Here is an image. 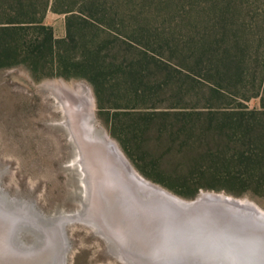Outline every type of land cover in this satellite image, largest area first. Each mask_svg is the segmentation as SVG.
Masks as SVG:
<instances>
[{
  "label": "rangeland",
  "instance_id": "374dc122",
  "mask_svg": "<svg viewBox=\"0 0 264 264\" xmlns=\"http://www.w3.org/2000/svg\"><path fill=\"white\" fill-rule=\"evenodd\" d=\"M118 2L115 12L120 13V18L125 17L126 24H131L133 17L140 20V25H136L145 30L148 39L138 43V47L155 57L152 62H159L158 66L152 64L150 73L165 81H161L162 89L151 85L148 86L150 92L148 90L146 97L139 100L130 97L118 102L107 98L101 103L86 80L51 78L38 82L26 66L0 70L1 186L11 196L35 203L38 210L49 215L79 209L77 191L80 183L67 168L68 162L74 159V149L64 131L55 125L60 114L47 88L49 82H64L82 88L90 95L93 102L90 109L96 123L146 180L187 201L205 193L224 194L251 201L264 211V185H232L223 180L211 181L203 175L204 166L209 164L204 156L208 147L223 148L231 139V130L220 133L218 125L235 126L242 118L254 125L255 130H264V106L260 99L247 100L241 88H220L213 79L201 74L194 68L191 51L196 34L213 23L209 22L213 18L212 11H220L227 4L231 5V11H226L222 18L231 30L230 36L235 38L238 31L255 35L257 29L264 41V0H134L133 5L128 3L130 0ZM46 23L54 27L57 37L66 35L64 14L49 11ZM260 24L263 27H259ZM121 27L118 24L113 32L124 43L129 40V34ZM161 36L167 42L160 41ZM251 39L255 43L254 36ZM165 43H171L174 51L171 53L167 48L161 55L160 47ZM248 67L250 71L255 70L251 63ZM215 89L221 93H216ZM180 118L194 126L182 138L171 132L172 125L180 123ZM139 125H143V131L136 132L134 127ZM187 135L192 136L190 142ZM95 159L98 165L102 164L99 173L102 192L112 201L111 204L103 202L97 210L98 221L125 255L138 264L159 257L158 254L169 250L170 246L174 248V244L161 247V234L168 232L176 237L190 222L199 229H223L238 233L246 240L264 243V235L260 234H264V226L243 224L224 207L193 211L182 209L164 198L152 199L142 191H136V196L130 187L138 184V180H130L117 170L106 155ZM207 186L221 190L207 189ZM196 187L201 188L194 198L179 193H189ZM240 191L244 192L238 195ZM17 222L16 217L0 208V264H25L31 255L18 245L30 246L38 239L28 231L15 235ZM67 228L68 264H126L112 252L108 239L97 234L91 226L76 223ZM51 236L49 251L53 249V257L59 260L65 247L64 240L58 232Z\"/></svg>",
  "mask_w": 264,
  "mask_h": 264
},
{
  "label": "trees",
  "instance_id": "16d2710c",
  "mask_svg": "<svg viewBox=\"0 0 264 264\" xmlns=\"http://www.w3.org/2000/svg\"><path fill=\"white\" fill-rule=\"evenodd\" d=\"M118 1L0 0V70L26 66L38 82L51 78L86 80L101 103L107 98L118 102L130 97L139 100L146 97L151 85L162 89L164 80L150 73L152 64L158 66L159 62H152L155 57L138 47V43L148 39L145 30L136 25H140V20H134L135 17L130 20L131 24H126L125 17L120 18V13L115 12ZM133 1L128 3L133 5ZM231 8L227 4L220 11H212L209 22L213 23L196 34L191 44L194 68L213 79L220 88H241L247 100L260 99L264 106L263 37L257 34V29L255 35L238 31L235 38L231 37L222 18ZM49 11L66 16L64 37H57L54 27L46 23ZM118 24L129 34V40L124 43L113 32ZM160 41L167 42L162 36ZM167 48L171 53L174 51L171 43H165L161 44L160 54H165ZM248 63L255 70L250 71ZM179 122L172 125L173 135L182 138L194 129L187 119L180 118ZM142 126L134 127L135 131L142 130ZM217 129L223 134L230 129L231 139L223 148L208 147L204 156L209 164L204 166L203 175L226 184L263 186L264 130H255L254 125L242 118L235 126L223 124ZM187 137L190 142L192 136ZM221 139L226 141L222 135ZM200 188L179 193L194 198ZM207 189L221 190L216 186H207Z\"/></svg>",
  "mask_w": 264,
  "mask_h": 264
},
{
  "label": "water",
  "instance_id": "95a60500",
  "mask_svg": "<svg viewBox=\"0 0 264 264\" xmlns=\"http://www.w3.org/2000/svg\"><path fill=\"white\" fill-rule=\"evenodd\" d=\"M49 92L53 96L54 106L60 114V118L55 125L64 131L67 141L74 149V159L68 162L67 168L73 171L80 183L77 191L80 207L72 213L49 215L44 211L38 210L35 203L22 201L17 196H11L0 184V208L18 220L14 231L15 235L22 231H28L33 232L38 238L30 246H24L22 243L18 245L24 252L31 255L24 263L68 264L67 227L68 225L82 223L86 226H91L97 234L107 238L112 252L124 260L126 264H138L128 258L120 246L109 237L105 228L98 221L97 215V210L103 202L111 204L112 201L110 198H106L101 189L103 184H101L99 179L101 178L100 167L102 164L99 163L100 165H98L96 159L93 160V158L106 155L117 170L131 178L133 170L129 160L124 155L121 156L116 150L114 141L96 123L95 114H86L83 117L74 116L67 110V107L62 106L61 101L56 98L51 90ZM88 126L91 130L86 129ZM103 196L105 199L102 198ZM203 197V195H200L193 201L179 198L175 199L173 203L182 209H196L202 203ZM115 202L118 201L116 200ZM224 208L232 216L235 214L233 217L238 221L246 224H258L259 222H256L257 218L255 216L243 217L240 212L237 213L235 210L230 211L228 208ZM187 226V229H184L179 234L180 236H177L213 237L220 241L219 246L209 248L200 243L199 240L180 242L177 239V242L173 243L174 248L170 246L169 250L161 251V254H158L159 257L142 264H264V243L246 240L238 233L223 229H199L194 222H190ZM238 228L241 229V227ZM54 232L59 233L60 239L62 238L65 244L59 260L53 257V249L49 251L51 249L49 240ZM260 234L264 235L262 232ZM177 236L176 238H179Z\"/></svg>",
  "mask_w": 264,
  "mask_h": 264
},
{
  "label": "bare ground",
  "instance_id": "6f19581e",
  "mask_svg": "<svg viewBox=\"0 0 264 264\" xmlns=\"http://www.w3.org/2000/svg\"><path fill=\"white\" fill-rule=\"evenodd\" d=\"M47 88L53 92V94L56 96V98L59 101H61L63 107L64 106L67 107V110H69V112L72 113V115L81 116V117L85 116L86 114L94 115V112L90 109L91 108L90 105H93V102H91V100H90V97H89L90 95L85 94L84 89L78 88V87H72V86H70L64 82H49V83H47ZM86 129L91 130V128L89 126ZM114 145L116 147V150L121 154V156H123L124 154L120 151L119 147L116 145L115 142H114ZM131 168L133 170V173H131L132 177L129 179L131 180L134 178V179L138 180V184H135V185L132 184L133 186L130 187V189H132L133 192L135 191L134 194L142 191V192L147 193V196L152 197V199L153 198L155 199V197H160V198H164L168 201H172V202H175V199H179V197H177V196L173 195L172 193L162 189L158 185H155L152 182L146 180L133 167H131ZM109 180L110 181L112 180L111 177H109ZM113 182H115L114 178H113ZM136 196H138V195L136 194ZM203 196L204 197H203L202 203H200V206H198L196 208L197 210L210 207L209 211H211L213 209L217 210L218 207H220V208L226 207L230 211L235 210L237 213L240 212L241 216H243V217H245V216L246 217H249V216L254 217L255 216L257 218L256 222L259 221L258 225L260 227L264 226V218H263L264 217V211L260 207H258L256 204L252 203L251 201H248L245 199L244 200L243 199H235V198H232V197L224 195V194H216V193H205V194H203ZM158 205H159V203H158ZM160 206L162 207L163 205H160ZM212 207H214V208H212ZM162 208L164 209V207H162ZM196 209L193 208L190 210L195 211ZM141 210H143V209H141ZM165 211H166V209H165ZM163 215H164V213H163ZM233 216H235V214H233ZM163 220H166V219H163ZM243 224H246V223H243ZM51 239H52V236H51Z\"/></svg>",
  "mask_w": 264,
  "mask_h": 264
},
{
  "label": "snow or ice",
  "instance_id": "6c2138e0",
  "mask_svg": "<svg viewBox=\"0 0 264 264\" xmlns=\"http://www.w3.org/2000/svg\"><path fill=\"white\" fill-rule=\"evenodd\" d=\"M177 239L180 240V242H192L195 240H199L200 243H202L204 246L209 248H216L219 246L220 241L213 237H207V238H201L196 236H187V237H179L176 238L172 234L168 232H164L160 236V244L162 248H168L173 243L177 242Z\"/></svg>",
  "mask_w": 264,
  "mask_h": 264
}]
</instances>
